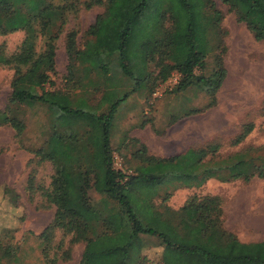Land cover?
Here are the masks:
<instances>
[{"label":"trees","instance_id":"16d2710c","mask_svg":"<svg viewBox=\"0 0 264 264\" xmlns=\"http://www.w3.org/2000/svg\"><path fill=\"white\" fill-rule=\"evenodd\" d=\"M134 1L0 0V36L23 33L11 53L6 54L0 45V67L11 71L9 93L0 109V127L10 128L14 141L20 142L25 131L24 107L41 108L46 119V138L38 147L26 150L31 158L23 192L28 200L37 195L45 206L53 208L51 220L34 236L35 250L42 264L67 262L77 244L82 245L78 264H264L258 256L264 242L239 244L224 230L217 196L191 194L178 210L164 208L167 229L173 226L172 220L179 226L186 219L199 239L213 240L208 248L183 239L170 241L165 226L160 227L155 217L139 212L135 205L139 187L157 191L199 188L211 179L221 183L263 180L264 143L224 155L222 145L212 140L156 158L131 138L137 147L129 155V172L113 165V120L119 105L132 93L146 90L150 94L176 74L172 92L195 90L204 97L201 107L178 111L183 116L195 115L215 106L226 75L223 39L227 32L220 27L223 16L213 0H178L184 15L160 13L158 35L153 40L131 36V27L147 2L139 0L132 5ZM220 3L255 42L264 43V0ZM95 6L103 7V12L84 31L89 39L78 50L77 32L72 28L64 32L67 15ZM126 7H131L127 17L121 12ZM106 32H115L112 48L103 44ZM61 35L66 75L61 88L51 89L49 77L55 75L56 41ZM75 63L82 65L80 73L92 71L102 80V88H94L100 92L94 104L85 99L87 93L77 79ZM171 116L170 121H175ZM252 129L251 123L242 124L229 146L241 144ZM44 163L51 169L47 186L35 178V168ZM4 192L10 200L15 199L9 189ZM143 237L159 241V263L142 255ZM11 239L10 231L2 232L0 264H24L19 245Z\"/></svg>","mask_w":264,"mask_h":264},{"label":"rangeland","instance_id":"374dc122","mask_svg":"<svg viewBox=\"0 0 264 264\" xmlns=\"http://www.w3.org/2000/svg\"><path fill=\"white\" fill-rule=\"evenodd\" d=\"M138 2L139 0L134 1L132 5ZM213 2L223 16L220 27L227 32L223 39L227 47L223 57L226 75L216 93L215 106L204 113L189 116H183L182 112H178L183 108L201 107L204 97L195 90L184 93L172 92L178 77L176 74H172L164 83L156 86L150 94L146 90L132 93L119 105L112 124L110 146L116 169L129 172V166L132 165L128 163L129 155L137 147L130 142L131 138L144 145L146 153L156 158L170 157L212 140L222 145L220 152L224 155L247 146H259L264 143V43L255 42L244 26L235 22L233 15L227 12L220 0ZM180 6L178 0H147L144 10L135 20V27H131L132 38L155 39L159 27L157 16L162 12L184 15ZM177 10H180V14ZM102 12L103 7L95 6L89 10L79 9L76 14L67 15L64 32L71 28L77 32L78 50H82L85 40L89 39L84 31ZM121 12L127 17L131 13V7H126ZM116 23L118 26L119 21ZM106 34L107 32L103 44L108 48L114 47L115 32ZM22 36V32L0 36V45H3L4 52L11 53L20 43ZM56 45L55 75L49 77L51 89L61 88L67 67L62 35L56 41ZM74 66L76 72L80 74H76L77 79L86 90L85 99L94 104L100 95L94 88L101 89L102 80L92 71L80 73L82 65L75 63ZM10 79L11 71L0 67V109L9 93ZM45 89H48V86H45ZM75 93L79 95L77 91ZM23 114L25 131L20 142L14 141L10 128L0 127V236L5 230L11 232V243L19 245L21 249L22 263L42 264L35 250L34 236L51 220L53 208L45 206L37 195L28 200L23 187L30 169L28 161L31 158L26 150L38 147L46 138V119L41 108L24 107ZM171 115L176 117L173 122L170 121ZM246 123L253 125L252 131L238 146H229V140L236 136L241 125ZM140 124L143 126L138 127ZM35 171L36 180L47 186L51 175L50 166L44 163L36 167ZM4 189L12 191L15 195L13 201L5 194ZM166 191L168 195L165 194ZM137 192L136 209L145 215L155 217L160 227L165 226V236L172 242L183 239L202 248H208L213 242L212 239H199L197 230L186 219H183L179 226L172 220L173 226L166 228L164 208L169 211L178 210L191 194L220 198L222 227L230 232L239 244L264 242V179H252L248 183L241 181L221 183L211 179L199 188L179 187L174 190L162 188L156 191L151 187H139ZM143 240L145 246L142 255L153 263H159L162 254L159 241L149 237H143ZM81 251V244L74 245L70 250V260L57 264H78ZM258 256L264 260V247ZM188 264L199 262L191 261Z\"/></svg>","mask_w":264,"mask_h":264}]
</instances>
